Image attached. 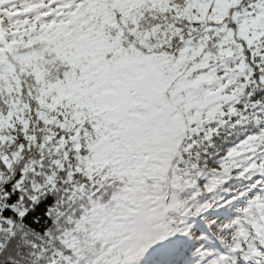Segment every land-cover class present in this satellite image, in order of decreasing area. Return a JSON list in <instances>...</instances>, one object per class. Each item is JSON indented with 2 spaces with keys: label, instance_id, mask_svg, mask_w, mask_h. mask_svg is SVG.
Masks as SVG:
<instances>
[{
  "label": "snow or ice",
  "instance_id": "snow-or-ice-1",
  "mask_svg": "<svg viewBox=\"0 0 264 264\" xmlns=\"http://www.w3.org/2000/svg\"><path fill=\"white\" fill-rule=\"evenodd\" d=\"M0 264H264V0H0Z\"/></svg>",
  "mask_w": 264,
  "mask_h": 264
}]
</instances>
